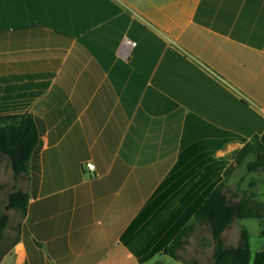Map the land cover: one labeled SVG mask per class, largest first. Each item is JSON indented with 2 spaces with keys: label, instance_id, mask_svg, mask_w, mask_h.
Wrapping results in <instances>:
<instances>
[{
  "label": "crops",
  "instance_id": "1",
  "mask_svg": "<svg viewBox=\"0 0 264 264\" xmlns=\"http://www.w3.org/2000/svg\"><path fill=\"white\" fill-rule=\"evenodd\" d=\"M14 114L43 133L0 264H204L194 215L211 190L264 211V0H0V117ZM8 171L0 156V192ZM241 227L264 264V218L233 221L226 245Z\"/></svg>",
  "mask_w": 264,
  "mask_h": 264
},
{
  "label": "trees",
  "instance_id": "2",
  "mask_svg": "<svg viewBox=\"0 0 264 264\" xmlns=\"http://www.w3.org/2000/svg\"><path fill=\"white\" fill-rule=\"evenodd\" d=\"M118 20L122 21L124 30L128 25L129 16L124 12ZM42 133L41 124L31 115L14 114L0 117V156L7 159L14 178L28 172L30 156L39 144ZM249 150V145L242 147L235 157L236 163H239ZM27 203L28 195L25 192L11 188L7 193L4 212L0 213V240L9 222L7 211L15 210L23 216ZM194 216L197 222L209 229L213 241L212 264L249 263L251 251L249 235L245 227L240 228L236 245H226L222 239L223 231L233 221L245 218H264V211L260 212L250 206L249 198L241 196L233 200L223 190V185L219 184L207 194ZM192 230L193 224L185 226L165 249V254L173 259H180L176 252ZM1 256L2 253L0 259Z\"/></svg>",
  "mask_w": 264,
  "mask_h": 264
},
{
  "label": "rangeland",
  "instance_id": "3",
  "mask_svg": "<svg viewBox=\"0 0 264 264\" xmlns=\"http://www.w3.org/2000/svg\"><path fill=\"white\" fill-rule=\"evenodd\" d=\"M8 176L5 177V187L3 189H1V192H0V203H2V201H4L7 197V193L10 191V189L12 188L11 185H14L15 187H17V181L16 179L13 177V174L11 171H8ZM2 212L1 208H0V213ZM9 214H10V225H14L19 217L21 216L19 212L15 211V210H9ZM246 225L247 227L249 228L250 230V234H251V247H252V250L254 251L257 246H258V240L259 238L257 237V234H258V225H259V221L256 220V219H250V220H247L246 222ZM233 229H234V226H233ZM200 235H202L204 241H206L208 243V248L203 250V260H202V263L204 264H208L210 262V257L208 255H210L211 253V249H212V243L210 245V239H211V235H210V232H209V229L203 225L202 226V229L201 231L199 232ZM231 236V232L228 231L227 234H226V239H229ZM9 239H7V241H4V240H0V254L3 252V250H5V248L10 244L11 240H12V235L10 236L9 235ZM192 256H194L193 252H191ZM163 264H181L179 262H176L170 258H165V262Z\"/></svg>",
  "mask_w": 264,
  "mask_h": 264
}]
</instances>
